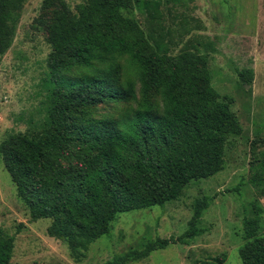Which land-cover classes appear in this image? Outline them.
<instances>
[{
  "label": "trees",
  "instance_id": "trees-1",
  "mask_svg": "<svg viewBox=\"0 0 264 264\" xmlns=\"http://www.w3.org/2000/svg\"><path fill=\"white\" fill-rule=\"evenodd\" d=\"M24 1L0 0V60ZM159 1L82 0L74 11L64 0L43 1L60 7L42 78L45 114L37 134L3 139L0 157L31 218H50L47 233L63 239L77 261L92 241L109 233L118 213L163 205L191 180L222 170L226 139L242 132L211 85L208 53L168 54L124 14L136 5L157 20ZM238 75L250 82L253 70L242 68ZM131 102L121 112L95 115L100 103ZM252 166L250 182L264 195V157ZM209 199L194 200L181 234L148 239L102 264H127L169 244L188 245L206 230L199 221ZM256 210L242 223V264H264L262 210ZM13 246L14 235L0 229V264H14ZM224 260L222 253L194 264Z\"/></svg>",
  "mask_w": 264,
  "mask_h": 264
},
{
  "label": "rangeland",
  "instance_id": "rangeland-1",
  "mask_svg": "<svg viewBox=\"0 0 264 264\" xmlns=\"http://www.w3.org/2000/svg\"><path fill=\"white\" fill-rule=\"evenodd\" d=\"M43 1H24L12 43L0 60V142L11 134H37L41 128L50 27L60 11L57 2L45 5ZM64 1L74 11L82 0ZM159 9L157 20L136 5L124 14L138 22L150 43L158 41L168 54L186 49L208 53L211 85L242 127L239 135L226 139L223 169L191 180L178 198L163 205L118 213L109 233L92 241L77 261L63 239L47 233L50 218H31L0 157V229L14 235L12 263L102 264L127 250L142 248L148 239L184 232L193 202L202 196L210 199L199 221L206 228L201 235L188 245L169 244L127 264H194L222 253L225 260L220 264H242V223L256 214V207L262 210L258 211L259 233L264 234V195L250 182L252 163L264 157L260 141L264 140V0H160ZM242 68L253 70L250 82L240 79ZM133 105L100 103L94 110L98 116Z\"/></svg>",
  "mask_w": 264,
  "mask_h": 264
}]
</instances>
